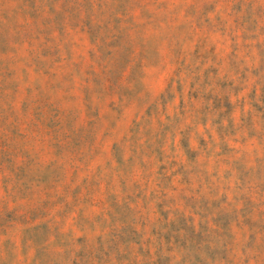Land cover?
<instances>
[{
    "label": "rangeland",
    "instance_id": "374dc122",
    "mask_svg": "<svg viewBox=\"0 0 264 264\" xmlns=\"http://www.w3.org/2000/svg\"><path fill=\"white\" fill-rule=\"evenodd\" d=\"M0 264H264V0H0Z\"/></svg>",
    "mask_w": 264,
    "mask_h": 264
}]
</instances>
